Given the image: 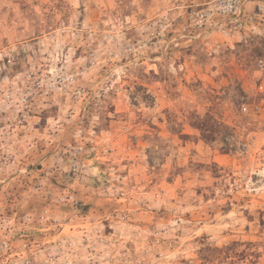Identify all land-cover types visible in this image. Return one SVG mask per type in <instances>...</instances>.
Listing matches in <instances>:
<instances>
[{"label": "rangeland", "instance_id": "obj_1", "mask_svg": "<svg viewBox=\"0 0 264 264\" xmlns=\"http://www.w3.org/2000/svg\"><path fill=\"white\" fill-rule=\"evenodd\" d=\"M208 1L0 0V264H264L263 51Z\"/></svg>", "mask_w": 264, "mask_h": 264}, {"label": "built area", "instance_id": "obj_2", "mask_svg": "<svg viewBox=\"0 0 264 264\" xmlns=\"http://www.w3.org/2000/svg\"><path fill=\"white\" fill-rule=\"evenodd\" d=\"M191 17L199 28L252 35L263 51L255 58V69L261 79L258 88L264 90V0H209Z\"/></svg>", "mask_w": 264, "mask_h": 264}, {"label": "trees", "instance_id": "obj_3", "mask_svg": "<svg viewBox=\"0 0 264 264\" xmlns=\"http://www.w3.org/2000/svg\"><path fill=\"white\" fill-rule=\"evenodd\" d=\"M231 250L234 251L233 249L227 247H212L211 245L204 244L198 250V257L202 261V264H211L216 260H218L219 262L220 257L229 254ZM250 254H253V252H251Z\"/></svg>", "mask_w": 264, "mask_h": 264}]
</instances>
